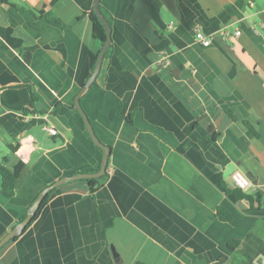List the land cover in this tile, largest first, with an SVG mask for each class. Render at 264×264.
I'll list each match as a JSON object with an SVG mask.
<instances>
[{
  "label": "crops",
  "instance_id": "crops-1",
  "mask_svg": "<svg viewBox=\"0 0 264 264\" xmlns=\"http://www.w3.org/2000/svg\"><path fill=\"white\" fill-rule=\"evenodd\" d=\"M8 2L0 6V167L11 171L22 145L29 155L12 197L1 195L0 176V240L45 185L96 172L101 161L73 107L101 49L94 0ZM100 4L111 18L110 62L80 104L110 148L109 175L94 200L83 180L54 189L0 248V264H264L263 212L219 187L239 170L264 201V0ZM27 87L44 114L23 113ZM218 206L230 223L217 220Z\"/></svg>",
  "mask_w": 264,
  "mask_h": 264
},
{
  "label": "trees",
  "instance_id": "trees-1",
  "mask_svg": "<svg viewBox=\"0 0 264 264\" xmlns=\"http://www.w3.org/2000/svg\"><path fill=\"white\" fill-rule=\"evenodd\" d=\"M0 6L3 9H7V8H9L10 3L8 2V0H0ZM99 9H100V12H101L102 16L105 18V20L107 21V23L109 24V26L111 28V18L104 11V9L101 7L100 3H99ZM89 19H90L91 24H92V36H93L94 39L98 40L101 43V48H102V45L104 44L105 39H106L105 28L101 24V22L98 20L96 15L93 13V11L90 12ZM110 50H111V44L109 45V48L107 49L106 53L104 54V57H103V60H102V65H101V70H100L96 80L92 84H101L102 85L103 82L106 80L107 68H108L109 62H110V54H111ZM93 69H94V66L92 68V72H93ZM92 72H91V74H92ZM89 77H90V75L88 76V78ZM88 78H87V80H88ZM27 89L29 90V94H30V103H29V105L27 107L23 108V113L24 114H31V115L44 114L43 111H36V110L33 109V103L35 101V98H34L33 94L31 93L30 88L27 87ZM56 111H57V107H55L51 113L55 114ZM75 112L77 113V111H75ZM242 123L246 127V129L249 132H251V134L255 138L259 137V134L256 132L254 127L248 121H243ZM95 148L98 151L101 152L100 148H98L96 146H95ZM12 150L13 151H17L15 148L14 149L12 148ZM101 154H102V152H101ZM109 158H110V153H109V157H108V163H107V166H106V173H105V175L103 177H101L100 179L83 180V181L87 182L88 185H89V196H90V198L92 200L95 199V193L99 189V187L101 186V184H102L101 181L103 182L109 175V164H110ZM23 165H24L23 162H19L16 166L13 167V169L11 171L5 170L4 168L0 167L1 195L3 197L10 198V197L13 196L14 191H15V184H16L18 175H19ZM98 170H99V167H98V169L96 171H98ZM47 186L48 185H45V187H47ZM219 187H220L221 191L224 193V195L232 197L233 201L237 202V201H240V200H244V201L248 202L250 210L263 212V217L262 218L264 220V201L261 200V197H260V195L257 192H254V193L243 192L242 190L236 188L233 184L229 185L223 179H220ZM53 191L54 190L49 191L43 197L39 208L35 212V215L31 219V221L29 222L27 227L30 226L36 220V218L40 214L41 210L47 204L48 198H49L50 194ZM29 207L27 208L26 212L28 211ZM25 216H26V213L21 218V220H23ZM215 217L217 218L218 221L223 222V223H230L232 221V219H233L231 214L223 206H218L216 208ZM27 227H25V229ZM16 238L17 237H15L14 239H16ZM239 243H240V241L238 239L231 240L228 243V248L230 250H233L235 247H237L239 245ZM137 264H141V263H137Z\"/></svg>",
  "mask_w": 264,
  "mask_h": 264
},
{
  "label": "water",
  "instance_id": "water-1",
  "mask_svg": "<svg viewBox=\"0 0 264 264\" xmlns=\"http://www.w3.org/2000/svg\"><path fill=\"white\" fill-rule=\"evenodd\" d=\"M99 3H100V0H94L92 11L96 15L98 20L101 22V24L104 26L105 31H106V39H105V42L102 45V48L100 49V52L97 56L93 72L90 75V77L88 78V80L85 82L81 91L76 95V97L74 99V106H73L75 111H77V113L81 117V119L83 121V125H84L85 129L87 130V132L91 138L92 143L96 147L101 149L102 154H101V161H100V165H99V170L96 172H92V173H77V174H74L72 176H65V177L55 181L51 185H48L47 187H45L39 193V195L33 201V203L30 205L24 219L21 220L20 222H18L13 227V229L11 231H9L0 240V248L3 247L6 243L13 241L15 237L20 236L23 233L25 227H27V225L29 224V222L31 221L33 216L35 215V212L39 208L43 197L49 191L56 189L57 187H59L62 184L77 181V180L100 179L106 173V166L108 163L110 148L105 146L104 144H102L99 141V139L97 138V136L95 135V133L93 131V128L91 126V123H90L87 115L83 111L81 104H80V97H81L83 91L86 90L96 80V78H97V76L101 70V65H102V60H103L104 54L106 53L107 49L109 48V45L111 44V28L100 12Z\"/></svg>",
  "mask_w": 264,
  "mask_h": 264
},
{
  "label": "built area",
  "instance_id": "built-area-1",
  "mask_svg": "<svg viewBox=\"0 0 264 264\" xmlns=\"http://www.w3.org/2000/svg\"><path fill=\"white\" fill-rule=\"evenodd\" d=\"M250 5L252 6V4H250ZM224 35L227 38L228 34L224 33ZM239 35H240L239 30L234 31V33H233L234 37H238ZM194 37H195V40L198 43H200V45L202 47H208L210 45V40L205 38L204 35L200 31H196ZM229 37H231V36H229ZM167 63H168L167 57L162 56L160 59V64L167 65ZM28 155H29V148L26 145H22L20 147L19 151L17 152V156H18L20 162H23V163L26 162L28 159ZM230 180L236 188L242 190L243 192H246V193H254L255 192L256 188L254 187V185L239 170H236L231 174Z\"/></svg>",
  "mask_w": 264,
  "mask_h": 264
}]
</instances>
